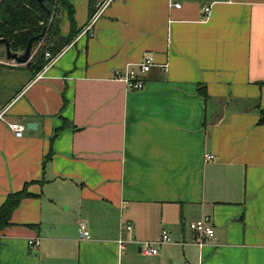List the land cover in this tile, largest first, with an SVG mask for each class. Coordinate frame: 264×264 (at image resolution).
Masks as SVG:
<instances>
[{
    "label": "crops",
    "instance_id": "1",
    "mask_svg": "<svg viewBox=\"0 0 264 264\" xmlns=\"http://www.w3.org/2000/svg\"><path fill=\"white\" fill-rule=\"evenodd\" d=\"M104 1L68 0L40 72L0 57V206L33 195L0 264H264V0ZM147 57L142 89L115 79Z\"/></svg>",
    "mask_w": 264,
    "mask_h": 264
},
{
    "label": "trees",
    "instance_id": "2",
    "mask_svg": "<svg viewBox=\"0 0 264 264\" xmlns=\"http://www.w3.org/2000/svg\"><path fill=\"white\" fill-rule=\"evenodd\" d=\"M60 11L65 12L69 19L67 37L60 35ZM94 11L90 8L89 17ZM73 14L68 0H42V3L38 0H0V39L8 43L11 52L20 53L31 38L42 34L32 46L29 69L36 74L76 36ZM263 120L264 112L259 122ZM30 197L33 195L27 192L26 185L20 192L6 197L0 206V232L11 225V215L20 202Z\"/></svg>",
    "mask_w": 264,
    "mask_h": 264
},
{
    "label": "built area",
    "instance_id": "3",
    "mask_svg": "<svg viewBox=\"0 0 264 264\" xmlns=\"http://www.w3.org/2000/svg\"><path fill=\"white\" fill-rule=\"evenodd\" d=\"M105 1L102 2L103 6H105V4L109 3L111 0H105ZM174 7L180 8V5L175 4ZM204 11L208 12L209 9L205 8ZM100 13L101 11L97 12L96 14L92 16L89 25H87L83 29V31L81 32V35H85L88 32H90L94 21L96 20V18L99 16ZM152 65H153V59L151 57L144 58L138 65H128L124 72V75L116 74L115 79L123 82L127 86V88L131 90H140L143 87V83L142 81L139 80L138 76L141 73L148 72ZM40 76L41 75H38L37 78H40ZM7 126L9 127L10 131L13 133V135L16 138H21L23 136V133L25 130L23 125L19 123H10ZM210 159H212V156L207 157V160H210ZM189 229L194 234L200 236L199 241H198L199 245H202L206 240H210L214 236V230L211 228L210 225H208V223L205 220H199V221L189 224ZM125 230L130 231L131 227L129 225L125 226ZM78 232H79V238L81 239L89 238V232L83 224L79 225ZM169 240L170 239L167 233L163 232L158 242L156 243L145 242L142 244L140 251L141 253L147 256L156 255L158 252V249L154 247V245L169 242ZM121 243L122 242H120L119 244ZM38 245H39V240L37 239L28 241V246L30 247H37Z\"/></svg>",
    "mask_w": 264,
    "mask_h": 264
},
{
    "label": "water",
    "instance_id": "4",
    "mask_svg": "<svg viewBox=\"0 0 264 264\" xmlns=\"http://www.w3.org/2000/svg\"><path fill=\"white\" fill-rule=\"evenodd\" d=\"M39 3H42V0H38ZM43 35H39L36 37L31 38L25 49L23 50L22 53H13L11 52L8 43L3 40L0 39V45H4V50L0 51V57L1 58H5L6 61L8 62H14L15 64L18 65H25L26 67L30 66V60L32 57V46H33V42L39 38H41ZM27 129L29 130H34L35 129V124L33 123H28L27 124Z\"/></svg>",
    "mask_w": 264,
    "mask_h": 264
},
{
    "label": "rangeland",
    "instance_id": "5",
    "mask_svg": "<svg viewBox=\"0 0 264 264\" xmlns=\"http://www.w3.org/2000/svg\"><path fill=\"white\" fill-rule=\"evenodd\" d=\"M78 8H79V6H78ZM63 14H65V12L60 11V12H59V17H62ZM64 20H65V19L62 20V23L64 22ZM63 26H64L63 30H65V24H63ZM2 48H3V47L0 46V50H1Z\"/></svg>",
    "mask_w": 264,
    "mask_h": 264
}]
</instances>
